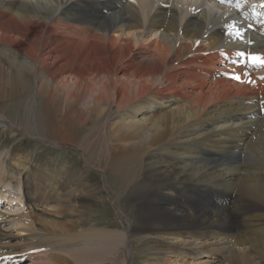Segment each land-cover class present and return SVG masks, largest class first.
<instances>
[{"label":"bare ground","instance_id":"obj_1","mask_svg":"<svg viewBox=\"0 0 264 264\" xmlns=\"http://www.w3.org/2000/svg\"><path fill=\"white\" fill-rule=\"evenodd\" d=\"M263 4L247 0L237 9L214 0H0V103L32 94L27 101L43 103L56 118V128L48 129L55 131L56 146L70 145L74 129L86 131L82 141L89 146H71L88 169L96 166L86 153L99 147L104 167L98 169L123 225L117 230L93 222L100 199L87 170L56 172L47 184L68 185L57 187L60 200L48 211L67 207L73 217L85 216L50 235L48 228L58 225L46 218L47 209L43 218L31 217L40 181L18 183L25 201L16 207L24 211L7 213L0 204V252L1 246L7 255L23 253L21 247L58 246L37 249L35 264H54L65 255L74 264H129L136 239L148 235L144 249L174 258L168 264H188L184 258L214 253L221 242L231 248L221 259L227 264H264V26L246 22L247 11ZM241 58L256 60L261 70L235 66ZM69 121L71 132L67 126L62 133ZM2 157L0 200L14 182ZM106 170L133 193L134 216L120 207ZM10 238L12 244H3ZM211 238L216 242L202 246Z\"/></svg>","mask_w":264,"mask_h":264},{"label":"rangeland","instance_id":"obj_2","mask_svg":"<svg viewBox=\"0 0 264 264\" xmlns=\"http://www.w3.org/2000/svg\"><path fill=\"white\" fill-rule=\"evenodd\" d=\"M32 94H25L24 96L9 101L7 103H0V116H4V118L0 117V121L7 122L8 124L12 126L5 125L3 126L0 124V154L3 155V162H7L8 166L10 167L8 170L9 175H13L14 182L10 184V188L12 189V193L9 195V192H6V198L4 200H0V204L2 207H4V210L7 211L6 208H8L7 213H21L24 211L23 206L16 207V205L19 204L20 199H24V197L21 195V193H18L17 185L18 183H23L25 186L31 185L32 182H36V180H39L42 184H44V188H42V185L39 182V185L36 184L39 189L37 192L34 193L35 200H38L37 204H35V210L33 211V215L31 214V217L36 216L37 214L39 217L43 218L41 215L42 210L47 209V215L46 218H54L57 220L55 225L48 228V230H52L49 232L50 235H59L62 234V230H59V225L63 223L62 225L66 226V224L71 223L72 221L76 220L77 216H79L78 213H76L75 217L72 215V210H70L67 207L65 208H59L55 210V208L52 211H48L49 207L52 205V203L56 206V200L60 196V191L57 187H64L67 186V183H58L57 185H54V188L50 186V184H47L48 177H56V172L63 174L66 172H72L75 170H87L90 174L89 177H91L92 184L96 183L97 190L95 191L96 194L94 195L95 198L98 200L97 204L93 206V214L91 215V218L93 219V222H96V226L100 228H107L111 225L112 228L109 229H117L123 227L122 221L119 218L118 212L116 210V204L114 201V196L109 193V189H106L105 182L103 180L102 173L98 169V165H102L104 167V162L101 160L100 157V150L98 148H93L86 153V158L90 165H95L93 169L87 168L86 163L84 161L83 155L80 150L77 148L71 146L72 144H76L78 148H87L88 143L82 141V136L85 134L86 131H81L79 129H74L75 133L71 132V123L72 121H69L68 125L64 126L61 130L62 133H64L66 130V127L68 126L67 130L68 133L71 132L73 135L68 136L70 138V145L66 146H56L58 139L54 141V132L48 133V129H53V127L56 128L55 122L56 118H52L50 114H48V107L44 105L43 103L39 101H27L31 98H26ZM53 107H55L53 105ZM53 110H59V107L52 108ZM61 115V116H60ZM58 117L63 118L62 114H60ZM55 121V122H54ZM49 123V124H48ZM51 124L53 125L51 127ZM70 124V125H69ZM70 126V127H69ZM64 131V132H63ZM51 140V143L55 142L54 145L50 144L46 139ZM56 137V136H55ZM80 141V142H79ZM87 143V144H86ZM80 144V145H79ZM79 145V146H78ZM96 150V151H95ZM9 152V156H5V153ZM30 162H25V161ZM21 163L24 166L16 165ZM1 167V163H0ZM26 167V168H25ZM28 167V168H27ZM64 168V169H62ZM80 168V169H79ZM44 169V170H43ZM26 174L24 175L25 171ZM56 170V171H55ZM106 174L108 177V184L109 187L113 192H115L119 197V204L122 210L127 214L128 217H132L135 215V213L138 211L136 202L133 201V193L129 190H127L126 184L120 182L122 181L117 176L109 172V170H106ZM33 172V173H32ZM40 173V175H38ZM35 173V174H34ZM80 173V171H79ZM54 174V175H53ZM43 178V179H42ZM34 180V181H33ZM28 184V185H27ZM49 187H48V186ZM65 185V186H64ZM51 190H50V189ZM71 187L69 188L70 191ZM18 190V191H17ZM46 190V192H45ZM50 190V191H48ZM58 190V192H57ZM41 191V192H40ZM43 191V192H42ZM48 191V192H47ZM20 192V191H19ZM23 192V190H22ZM68 193V191L66 190ZM8 193V194H7ZM42 193V194H41ZM46 193V194H45ZM59 194V195H57ZM41 195V196H40ZM72 195V194H71ZM97 195V197H96ZM57 196V197H56ZM73 196H76L72 198V204L70 203L71 209L72 205L75 204V201L78 200L79 196L78 194H74ZM100 196V197H99ZM9 197V198H8ZM11 197V198H10ZM14 197V198H13ZM16 197V199H15ZM39 198V199H38ZM11 203L9 202V200ZM48 201V206H45V201ZM15 200V202H14ZM40 200V201H39ZM60 200V199H58ZM9 202V203H8ZM65 202H69L68 199ZM50 203V204H49ZM45 207H44V206ZM14 207V208H12ZM48 207V208H47ZM1 208V206H0ZM21 208V209H19ZM23 208V209H22ZM33 208V209H35ZM30 210V211H31ZM63 210V211H62ZM66 212V214L64 213ZM63 212V213H62ZM90 212V213H92ZM31 213V212H30ZM89 213V214H90ZM40 214V215H39ZM57 214L59 217H57ZM86 213L83 211L80 212V216L84 217ZM65 215V216H64ZM83 215V216H82ZM48 216V217H47ZM79 216V217H80ZM45 217V216H44ZM69 219V220H68ZM78 219V218H77ZM32 220V219H31ZM67 220V221H66ZM64 221V222H63ZM34 222V221H33ZM112 222V223H111ZM76 229L79 230V227L81 225L80 221H77L75 224ZM69 226V225H68ZM115 227V228H113ZM68 228V227H67ZM3 229H6L8 233H15V229L12 227V225H4ZM55 229V230H54ZM66 229V227H64ZM181 239V238H180ZM137 242L135 243L136 252L133 256L132 260H129V264H168V262L173 261L174 258H169L168 256L159 254L156 252L154 254L151 250H145L144 246L146 245V242L148 240V235L144 237H140L139 239H136ZM182 240V239H181ZM216 238H211L206 242V244L202 246H208L213 243H215ZM14 238H10L7 241H3V244L9 243L12 244L14 242ZM183 241V240H182ZM16 242H20V239ZM156 242H161V240H156ZM7 243V244H8ZM26 243V241H25ZM2 244V245H3ZM166 244L175 245L176 243H173L171 240H168ZM157 245H161L160 243ZM200 246L197 251H200ZM21 247V246H20ZM185 249H188L189 246L183 245ZM23 248L22 252L20 253L19 249L17 255H7V247L1 246V249L3 250L0 252V258L1 257H7L6 264H35V254L37 252V249L41 253L50 252L53 250L59 249L58 246H55L53 248H49L47 246L45 247H39L34 248L35 251L27 250L25 247ZM220 249H216L214 253L210 254H201L196 258L192 257H186L184 260H186V263L188 264H227L225 259L221 260L226 254V251L231 249L230 245L224 244V242L220 243ZM227 248V249H226ZM183 250V249H182ZM204 251V250H201ZM13 251H10L12 253ZM28 252V253H27ZM151 252V253H150ZM205 252V251H204ZM2 254V255H1ZM30 254V255H29ZM159 254V255H158ZM20 255H23L24 258L20 257ZM168 257V258H167ZM217 257V258H216ZM16 258H20L19 260ZM22 258V259H21ZM69 258V257H68ZM67 256H64V260L61 258H56L54 261V264H74L70 259L68 260ZM165 258V259H164ZM167 258V259H166ZM119 258L116 259V263L118 262ZM168 260V261H167ZM183 260V261H184ZM5 260L0 261V264H3ZM58 263H57V262ZM167 261V262H165ZM254 261H256V258H254ZM60 262V263H59ZM190 262V263H189ZM199 262V263H198ZM181 262H179L180 264Z\"/></svg>","mask_w":264,"mask_h":264},{"label":"snow or ice","instance_id":"obj_3","mask_svg":"<svg viewBox=\"0 0 264 264\" xmlns=\"http://www.w3.org/2000/svg\"><path fill=\"white\" fill-rule=\"evenodd\" d=\"M237 35H238V33H237Z\"/></svg>","mask_w":264,"mask_h":264}]
</instances>
